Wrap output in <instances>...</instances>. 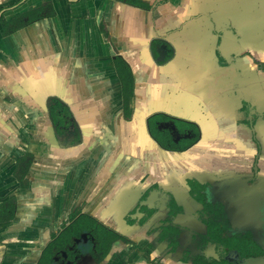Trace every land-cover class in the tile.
<instances>
[{
	"label": "flooded vegetation",
	"instance_id": "flooded-vegetation-1",
	"mask_svg": "<svg viewBox=\"0 0 264 264\" xmlns=\"http://www.w3.org/2000/svg\"><path fill=\"white\" fill-rule=\"evenodd\" d=\"M119 1L148 8L139 0ZM29 11L36 16L43 13V18L52 14L49 6ZM226 12L222 14L223 32L214 29L215 34L223 35L229 45L238 46L235 60L250 58L258 67H264V61L246 49L248 32L261 39L262 20L253 26L243 18L237 27L228 7ZM25 17L32 18L27 14L17 20V16L6 24L2 17L0 24L4 30L11 26L10 32L19 28ZM174 51L166 38L153 43L160 65L171 60ZM218 57L220 64L227 66L219 54ZM123 61L120 56L114 57L117 72ZM134 88L131 94L125 93L122 84L126 120H131L134 113ZM45 112L54 125L59 149L65 151L81 144V133L67 106L53 99L46 104ZM262 119L250 103H242L237 125L252 132L259 153L258 129L264 123ZM4 123L14 127L20 142L16 156L8 158L7 150L6 158L0 159V233L15 234L11 242L0 240V248L4 247L0 264H242L264 256L252 240L236 234L235 228L231 230L233 224L226 208L234 209L235 204L233 199L221 195L229 191L220 192L210 183L189 178L182 166L173 165L170 172L166 167L156 168L152 174L148 173L146 161L138 159L133 166V158L124 153H119L109 165L102 158L86 156L45 165L38 157V144L33 150L28 147L33 144L27 133L35 131L36 126L25 115L6 118ZM147 128L161 148L177 153L191 149L202 133L191 119L163 112L151 115ZM257 164L258 160L251 166L250 185L260 173V169L255 170ZM236 171L239 176L245 173ZM29 234L35 235L33 240ZM18 245L23 248L21 254H10V246Z\"/></svg>",
	"mask_w": 264,
	"mask_h": 264
},
{
	"label": "water",
	"instance_id": "water-1",
	"mask_svg": "<svg viewBox=\"0 0 264 264\" xmlns=\"http://www.w3.org/2000/svg\"><path fill=\"white\" fill-rule=\"evenodd\" d=\"M151 27L152 24L149 26L151 35L144 34L137 44L124 37V51H116V56L131 67L135 78L131 120L124 118L118 76L113 79L108 75L113 72L109 69V56L89 62L94 58L92 54L79 55L68 51L67 65L62 62L60 52L53 53L58 63L51 64L46 70H37L43 79L37 93L41 116L32 120V125L36 124L34 138L40 147L39 159H43L42 163L46 165L66 158L98 157L109 165L119 153H124L128 157L146 158L151 163L163 159L171 161L167 165L182 166L189 178L210 183L220 192L229 191L227 195H221L233 199L235 204L234 209L231 206L228 210L226 208L229 222L233 224L231 230L235 228L236 234L252 240L264 252V123L258 129L260 153L253 142L252 132L237 125L244 101L251 104L261 119L264 116V86L257 87L259 74H255L248 58L235 60L233 55H238V46L229 45L223 35L215 34L214 29L223 32L220 21L204 39L196 37L200 40V47L205 49L200 59L199 55L192 59L191 52L180 51L165 67H161L152 54ZM142 28L148 26L145 24ZM168 40L173 45L182 46L183 43L173 38ZM189 40L186 46H192ZM217 53L227 66L220 64ZM186 65L193 69H187ZM53 99H59L69 108L72 121L81 133L79 146L65 151L59 149L54 125L48 112H44L46 104ZM181 102H186L187 117L201 127L202 133L191 149L177 153L161 148L153 140L147 122L154 113L176 114ZM202 108L213 111L205 110L210 112L203 115ZM256 160L259 164L255 170L260 169V173L257 181L250 185L249 182L253 181L251 166ZM236 170L245 173L239 176ZM26 205L30 206L28 202ZM242 264H264V256L245 260Z\"/></svg>",
	"mask_w": 264,
	"mask_h": 264
},
{
	"label": "crops",
	"instance_id": "crops-1",
	"mask_svg": "<svg viewBox=\"0 0 264 264\" xmlns=\"http://www.w3.org/2000/svg\"><path fill=\"white\" fill-rule=\"evenodd\" d=\"M139 1L148 8L119 0H0V19L3 17L6 24L34 7L49 6L52 10L51 15L34 20L13 32L6 33L3 25L0 24V159L6 158L7 150L8 158L16 156L15 149L20 142L14 127L10 124L6 125L5 119L25 115L32 125V120L41 115L37 108V101H39L37 93L40 83L43 84V79L40 78L37 70H46L49 66L51 67V64L58 63L53 53L60 52L62 62H66L67 65L70 54L67 53L68 51L79 55L92 54L94 58L89 59V62L100 61V57L109 56L111 64L109 69L113 72L108 75L113 79L118 76L122 89L114 57H116V51H124V37L131 38L133 43L137 44V40L143 39L144 34L151 35L149 26L152 24L151 51L154 58L155 40L173 38L183 43L182 46L171 43L175 51L173 58L168 62L175 59L180 51L191 52L192 59H197L199 55L200 59L205 49L200 47L198 44L200 40L196 37L201 36L204 39L206 34L213 30V26L216 27L218 21L222 22L223 11L226 12L228 7L237 27H240L243 18L253 26L255 22L262 20L261 39L258 34L248 32L246 49L264 61V0H168L166 3H163L166 0ZM145 24L148 26L147 29L142 28ZM189 39L192 46H186L189 45ZM259 45L261 49L258 50ZM97 55H99L98 59ZM248 59L255 74H259L260 80H257L259 83L257 87L260 89L264 86V67H258L252 59ZM63 63L61 64L64 65ZM166 64L160 66L165 67ZM186 68L193 69L188 65ZM27 102L31 105L26 104ZM186 105V102H181V108L172 115L188 118ZM205 110L213 111L209 108ZM205 110L201 109L203 115L210 112ZM34 130L27 133L29 142L33 144L28 147L32 150L37 144L34 138L36 127ZM30 134L33 138H30ZM138 159L147 162L148 173L152 174L156 168L166 167L167 172H170L173 167L172 164L167 165L171 161L167 162L163 159L151 163L142 157L133 158V166L138 164L136 161ZM64 160L72 162L71 160L74 159ZM2 180L3 175L0 170V182ZM13 236H15L14 231L0 233V240L11 242ZM28 236L30 240L35 237L34 234ZM15 247L10 246L12 251L10 254L14 256L21 254L22 246ZM0 249V254H3L4 247Z\"/></svg>",
	"mask_w": 264,
	"mask_h": 264
},
{
	"label": "trees",
	"instance_id": "trees-1",
	"mask_svg": "<svg viewBox=\"0 0 264 264\" xmlns=\"http://www.w3.org/2000/svg\"><path fill=\"white\" fill-rule=\"evenodd\" d=\"M27 14L31 15L32 18H30V20H27L26 17H25L23 19V24L20 25L19 28L24 27L25 25L29 24L30 22H32L34 20L43 18V17H41V16H43V13H39L36 16V15L33 14V11H29V12L23 14V15L18 16L19 18H17V20L23 18V16L27 15ZM19 28H17V29H19ZM5 30H6V33L9 32L8 29H5ZM13 31L14 30H12L10 32H13ZM122 64H123V66L120 69H118V74H119L121 82L123 84L124 92L131 94V92H132V90L134 88V85H135L134 76H133V73H132L129 65L125 61H123Z\"/></svg>",
	"mask_w": 264,
	"mask_h": 264
},
{
	"label": "rangeland",
	"instance_id": "rangeland-1",
	"mask_svg": "<svg viewBox=\"0 0 264 264\" xmlns=\"http://www.w3.org/2000/svg\"><path fill=\"white\" fill-rule=\"evenodd\" d=\"M11 28H12V27L9 26L8 30H11ZM182 172L185 173V170L183 169Z\"/></svg>",
	"mask_w": 264,
	"mask_h": 264
}]
</instances>
